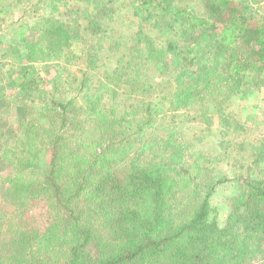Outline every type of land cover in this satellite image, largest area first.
I'll use <instances>...</instances> for the list:
<instances>
[{
	"label": "trees",
	"instance_id": "16d2710c",
	"mask_svg": "<svg viewBox=\"0 0 264 264\" xmlns=\"http://www.w3.org/2000/svg\"><path fill=\"white\" fill-rule=\"evenodd\" d=\"M15 11L0 38V264H264V141L196 144L215 120L245 130L225 108L264 86V0H0ZM186 117L203 132L177 137ZM229 146L255 157L232 177L213 166ZM230 180L219 223L210 197Z\"/></svg>",
	"mask_w": 264,
	"mask_h": 264
},
{
	"label": "rangeland",
	"instance_id": "374dc122",
	"mask_svg": "<svg viewBox=\"0 0 264 264\" xmlns=\"http://www.w3.org/2000/svg\"><path fill=\"white\" fill-rule=\"evenodd\" d=\"M19 11H15L14 13H5L0 16V38H3V40H6L8 35L11 32L10 28H7L5 30V26L12 20V18L19 17ZM10 30V32H9ZM107 51L101 52V58L98 60L96 64L98 66L95 69H90L87 71H90L91 74H96L97 76H101L102 71L105 69L104 66H107L109 61H105L104 57L106 56ZM1 56V55H0ZM100 56V55H98ZM1 62H8V59L5 57H0ZM86 64V62H84ZM45 70L47 69V66H50L49 64L44 65ZM54 68L50 66V73H46L47 77L46 80H48L50 77L54 75ZM72 69L75 73H79L81 71H84V65L83 68L80 67V64L78 61L75 62L74 65H72ZM47 72V71H46ZM95 75V76H96ZM6 88V89H5ZM5 88H0V91H3V94L6 95L8 93H11L12 90L6 86ZM5 89V90H4ZM153 101H157L155 104V110L159 113V115H162L163 113H166L169 111V103L168 102H161V98L159 95L151 96ZM168 108V109H167ZM226 112L229 114H232L237 120H239L243 125L245 130H238V132H231L232 129L228 130V134L221 135V133L217 132V126L218 121L215 120L214 124L212 126L210 134L205 137V139L199 142H196V144H199V146L204 147L206 150H214L219 148L218 143L219 140H222V144L228 146L229 142L232 140L239 139V141H248L250 142H256L258 140L264 141V86L262 87H256L252 89L251 91H245L236 93L231 97V100L226 105L225 108ZM166 117H159V119L156 121L158 124L155 127V133L160 131L161 124H164L165 122H168V119ZM185 121L178 120L176 122L174 132L177 137L180 135L184 136H191L192 133L203 132L202 125H196V123L192 122L191 119H187V117L184 119ZM2 134H0V137ZM198 146V147H199ZM245 146V145H244ZM244 146L240 148H232L229 146L227 148L226 154H224V157L217 163H213V166L215 168H218V171L224 172L225 174H228L230 177L233 176V172H237L241 170V166L244 164V162H249L251 160H254L253 156H245L244 154L247 153L243 148ZM43 154L40 155V157ZM41 160H46L45 157H41ZM259 169H264V160L261 159L254 165L252 169V174H255L259 171ZM236 184L234 181L230 180L228 182L221 183L216 186L214 192L212 193L210 197V205H211V214H214L216 212V220L219 223H222L225 215L227 213V200L228 198L235 192ZM29 212L31 213V224L34 226H38V224H41L42 222V211L45 209L46 205L44 201L37 200L36 202L32 203L30 206ZM214 209V211H213Z\"/></svg>",
	"mask_w": 264,
	"mask_h": 264
}]
</instances>
